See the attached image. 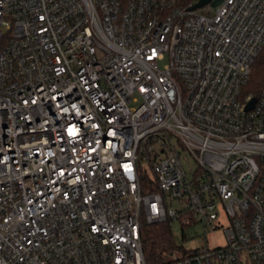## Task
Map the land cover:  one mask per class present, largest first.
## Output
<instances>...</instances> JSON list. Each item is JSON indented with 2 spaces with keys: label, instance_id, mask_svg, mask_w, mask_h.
Segmentation results:
<instances>
[{
  "label": "built area",
  "instance_id": "built-area-1",
  "mask_svg": "<svg viewBox=\"0 0 264 264\" xmlns=\"http://www.w3.org/2000/svg\"><path fill=\"white\" fill-rule=\"evenodd\" d=\"M191 6L0 0V264H147L142 218L225 227L167 264H264V0Z\"/></svg>",
  "mask_w": 264,
  "mask_h": 264
},
{
  "label": "trees",
  "instance_id": "trees-1",
  "mask_svg": "<svg viewBox=\"0 0 264 264\" xmlns=\"http://www.w3.org/2000/svg\"><path fill=\"white\" fill-rule=\"evenodd\" d=\"M198 0H184L186 5H193ZM264 83V47L252 66L247 91L257 93ZM145 191H149L145 189ZM141 237L147 264H167L170 251L175 243L169 220L150 223L142 218Z\"/></svg>",
  "mask_w": 264,
  "mask_h": 264
},
{
  "label": "rangeland",
  "instance_id": "rangeland-1",
  "mask_svg": "<svg viewBox=\"0 0 264 264\" xmlns=\"http://www.w3.org/2000/svg\"><path fill=\"white\" fill-rule=\"evenodd\" d=\"M168 61V57L161 61L163 66ZM184 166L189 173L196 168V162L192 157L183 159ZM148 172L152 174L149 168ZM191 175V174H190ZM171 230L175 243V250L180 252L194 251L195 249L205 247L222 246L226 242L225 227L214 229L213 225L196 221L191 224H185L180 219H175L171 223ZM171 255L170 257H174Z\"/></svg>",
  "mask_w": 264,
  "mask_h": 264
},
{
  "label": "water",
  "instance_id": "water-1",
  "mask_svg": "<svg viewBox=\"0 0 264 264\" xmlns=\"http://www.w3.org/2000/svg\"><path fill=\"white\" fill-rule=\"evenodd\" d=\"M211 1H212V0H198L197 2H195V3L190 7V9H191V10L198 9V8L203 7L204 5L210 3ZM254 102H255V100H253L251 103H249L248 108L253 107Z\"/></svg>",
  "mask_w": 264,
  "mask_h": 264
}]
</instances>
